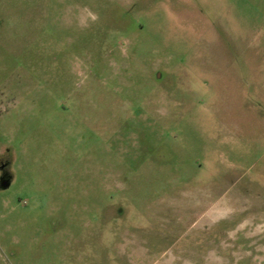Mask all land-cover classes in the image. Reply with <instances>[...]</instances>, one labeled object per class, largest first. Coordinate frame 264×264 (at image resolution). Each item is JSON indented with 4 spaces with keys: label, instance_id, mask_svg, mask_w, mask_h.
Listing matches in <instances>:
<instances>
[{
    "label": "rangeland",
    "instance_id": "rangeland-1",
    "mask_svg": "<svg viewBox=\"0 0 264 264\" xmlns=\"http://www.w3.org/2000/svg\"><path fill=\"white\" fill-rule=\"evenodd\" d=\"M0 264H264V0H0Z\"/></svg>",
    "mask_w": 264,
    "mask_h": 264
}]
</instances>
